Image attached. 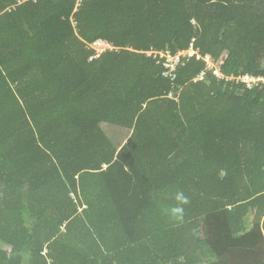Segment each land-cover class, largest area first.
<instances>
[{
	"label": "trees",
	"instance_id": "16d2710c",
	"mask_svg": "<svg viewBox=\"0 0 264 264\" xmlns=\"http://www.w3.org/2000/svg\"><path fill=\"white\" fill-rule=\"evenodd\" d=\"M192 46L174 82L146 53ZM247 75L264 0H0V264H264Z\"/></svg>",
	"mask_w": 264,
	"mask_h": 264
},
{
	"label": "built area",
	"instance_id": "2783aa9c",
	"mask_svg": "<svg viewBox=\"0 0 264 264\" xmlns=\"http://www.w3.org/2000/svg\"><path fill=\"white\" fill-rule=\"evenodd\" d=\"M91 45V48L96 51L94 55L91 57H100L104 52H106L108 49L115 48L113 44L107 41H100L97 40L96 42H93ZM147 55L153 56L158 63H160L163 66L162 75L164 78L170 79L172 82H174L177 79V69L180 65L185 64V59L188 60L190 56H193L197 54L194 50V47L192 46L191 49L187 52L177 51L172 52L171 50H156L154 48L150 49L149 51H146ZM199 55L198 57H200ZM205 60L207 61L208 65L207 68H213L214 65L211 62V57L206 56ZM213 65V66H212ZM217 76L220 78H225L220 71L217 72ZM204 79V72L195 80V81H202ZM227 80H235L238 83H243L246 85V87L250 90L256 88L257 86L264 85V76L255 77L251 75H247L245 77H238V78H227Z\"/></svg>",
	"mask_w": 264,
	"mask_h": 264
},
{
	"label": "clouds",
	"instance_id": "9594fccd",
	"mask_svg": "<svg viewBox=\"0 0 264 264\" xmlns=\"http://www.w3.org/2000/svg\"><path fill=\"white\" fill-rule=\"evenodd\" d=\"M177 200L181 201V203H183V204H187L188 203L187 198L184 197L182 194H178L177 195ZM172 212L174 214L182 213L183 212V208H180V207L174 208V209H172Z\"/></svg>",
	"mask_w": 264,
	"mask_h": 264
},
{
	"label": "rangeland",
	"instance_id": "374dc122",
	"mask_svg": "<svg viewBox=\"0 0 264 264\" xmlns=\"http://www.w3.org/2000/svg\"><path fill=\"white\" fill-rule=\"evenodd\" d=\"M211 62H212V60H211ZM213 63V62H212ZM213 65H214V63H213ZM212 65V66H213ZM116 133H119V137H121V139H123L124 137H126V135H127V132H125V131H121V130H116L115 131ZM124 133H125V135H124ZM114 135V134H113ZM252 218L253 217H249V219H248V228H251V226H252Z\"/></svg>",
	"mask_w": 264,
	"mask_h": 264
},
{
	"label": "crops",
	"instance_id": "0c3cea01",
	"mask_svg": "<svg viewBox=\"0 0 264 264\" xmlns=\"http://www.w3.org/2000/svg\"><path fill=\"white\" fill-rule=\"evenodd\" d=\"M167 50V49H166ZM208 56H210V55H208ZM155 59V58H154ZM252 227V226H251Z\"/></svg>",
	"mask_w": 264,
	"mask_h": 264
}]
</instances>
